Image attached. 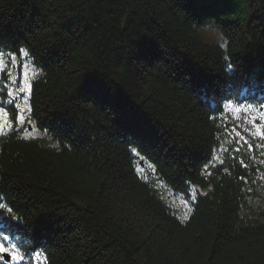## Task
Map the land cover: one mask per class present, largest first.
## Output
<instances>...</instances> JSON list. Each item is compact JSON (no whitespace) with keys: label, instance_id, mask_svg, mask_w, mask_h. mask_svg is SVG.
Listing matches in <instances>:
<instances>
[{"label":"trees","instance_id":"obj_1","mask_svg":"<svg viewBox=\"0 0 264 264\" xmlns=\"http://www.w3.org/2000/svg\"><path fill=\"white\" fill-rule=\"evenodd\" d=\"M213 6L0 0V224L19 251L264 264V0L226 23ZM20 50L38 73L23 124Z\"/></svg>","mask_w":264,"mask_h":264},{"label":"rangeland","instance_id":"obj_2","mask_svg":"<svg viewBox=\"0 0 264 264\" xmlns=\"http://www.w3.org/2000/svg\"><path fill=\"white\" fill-rule=\"evenodd\" d=\"M200 3H206L209 5L214 4L211 9H214L212 13L223 23L228 22L232 16L237 17L238 19L244 20L246 19L252 12L251 9V0H195ZM227 3V4H226ZM253 4V3H252ZM256 8V5L253 4ZM219 8V9H217ZM208 35L212 38H219V34L216 30L207 29ZM26 52L25 50H23ZM17 60L18 64L21 62L24 65H30V60L27 55H23L19 58V56H14ZM32 72V70L30 71Z\"/></svg>","mask_w":264,"mask_h":264},{"label":"snow or ice","instance_id":"obj_3","mask_svg":"<svg viewBox=\"0 0 264 264\" xmlns=\"http://www.w3.org/2000/svg\"><path fill=\"white\" fill-rule=\"evenodd\" d=\"M20 53L23 55H27L26 52H24L23 50H20ZM3 57V53L0 52V65H2L4 63V60L2 59ZM15 62V61H13ZM38 73L37 72H33V77L35 78V76H37ZM21 92L25 91V89H20ZM251 107V106H249ZM4 111L3 109H0V112ZM14 120L16 122H19L21 124L25 123L26 121L22 118V117H14ZM8 126H12L11 124H9ZM256 128V132L253 133V136L256 137L258 136L260 139L264 140V129L261 128L260 125H253ZM5 125L4 123H0V133H2L4 131ZM240 133H237V136H239ZM245 143L248 144L249 149L251 150L252 145L250 143H248V141H244ZM261 147H264V145H261ZM133 151L135 152V149H133ZM238 151V150H237ZM223 163V162H222ZM262 163H264V161H262ZM227 171V169H226ZM195 192H193V199L195 198ZM4 207L3 205H0V208ZM11 237L9 235H4L2 233H0V253H8L11 255L12 259L18 262H21L24 260V255L20 254L19 252V248L17 247L16 243H11L10 242ZM37 255H39L37 253Z\"/></svg>","mask_w":264,"mask_h":264}]
</instances>
